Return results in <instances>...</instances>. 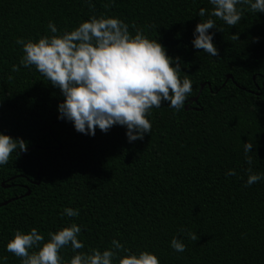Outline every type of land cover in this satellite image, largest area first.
<instances>
[{"label":"trees","instance_id":"1","mask_svg":"<svg viewBox=\"0 0 264 264\" xmlns=\"http://www.w3.org/2000/svg\"><path fill=\"white\" fill-rule=\"evenodd\" d=\"M107 2L0 0V132L26 144L0 165V203L12 198L0 205L2 264H20L5 250L14 230L35 227L47 240L69 222L80 226L83 247L61 248L64 261L74 251L110 247L115 238L131 252H154L159 264H264V178L244 183L245 169L264 173V12L237 5L241 18L232 26L211 17V56L191 44L195 24L212 8L208 0H112L105 8ZM201 7L204 17L196 15ZM101 15L118 17L130 34L140 29L157 38L179 57V76L192 81L189 108L166 101L150 108L142 139L129 142L116 124L93 135L76 131L58 118L60 90L20 64L17 38L52 35L49 21L59 34ZM245 141L252 144L250 165ZM229 169L235 175L226 176ZM64 207L78 215L64 216ZM175 235L182 252L169 246Z\"/></svg>","mask_w":264,"mask_h":264},{"label":"clouds","instance_id":"2","mask_svg":"<svg viewBox=\"0 0 264 264\" xmlns=\"http://www.w3.org/2000/svg\"><path fill=\"white\" fill-rule=\"evenodd\" d=\"M85 2L90 4V0ZM111 3L108 0L104 7ZM208 3L212 5L208 18L195 24L191 44L211 56H217L213 33L208 31L216 27L211 17L232 26L241 18L237 5H247L256 13L264 12V0H208ZM196 15L204 17L205 9L199 8ZM47 27L52 35L36 40L17 38L23 52L20 64L34 66L48 83L60 90L63 99L57 104L58 118L70 121L76 131L93 135L97 128L104 132L116 124L125 128L126 139L131 142L149 133L151 124L146 115H150V108L159 107L162 101L176 110L184 107L192 91V81L179 76V57L169 56L157 38H148L140 29L130 34L128 25L114 16H89L72 30L59 34L52 21ZM233 38H237L236 33ZM11 70L15 72L17 65L13 64ZM251 148L252 144L245 141L243 151L249 165L251 157L247 154ZM25 150L22 138L0 132V165L8 162L11 153L17 155ZM245 171L246 185L264 178V173ZM225 175H235V171L229 169ZM62 214L75 217L78 210L64 207ZM80 231L77 223L69 222L54 232L49 231L45 240L35 227L27 232L14 230L5 250L19 257L20 264H159L154 252H131L115 238L110 241V247L91 248L88 253L74 251L64 261L58 254L61 248L83 247L77 238ZM187 235L191 240L197 239L194 233ZM169 246L182 252L185 244L175 235ZM121 250L124 254L116 259ZM5 259L0 257V264Z\"/></svg>","mask_w":264,"mask_h":264},{"label":"water","instance_id":"3","mask_svg":"<svg viewBox=\"0 0 264 264\" xmlns=\"http://www.w3.org/2000/svg\"><path fill=\"white\" fill-rule=\"evenodd\" d=\"M229 78H232V75H231V74H228V75H227V79H229ZM203 86H204V84L201 85V88H200V90H199V93L201 92V89L203 88ZM199 93H198L196 96L192 97V98H191V101H197V100H198ZM188 108H189V106H188V104H186V105H185V109H188ZM22 155H24V153H22ZM24 156H26V155H24ZM38 175H39V172H38ZM38 182H39V180L37 181V183H38ZM2 186H3V187H6L7 185H6L4 182H2ZM29 193H30V189L28 188L27 191H26V193H25V195H26V194H29ZM11 199H12V198H11ZM11 199H8V200H5V201L1 202L0 205H1V204H6V203H8V201H10Z\"/></svg>","mask_w":264,"mask_h":264}]
</instances>
